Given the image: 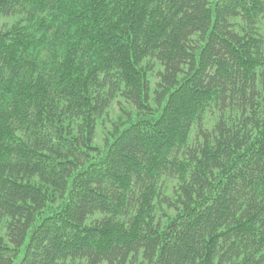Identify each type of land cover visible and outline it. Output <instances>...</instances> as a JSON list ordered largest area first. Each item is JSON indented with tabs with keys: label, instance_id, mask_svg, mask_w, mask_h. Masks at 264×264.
<instances>
[{
	"label": "trees",
	"instance_id": "trees-1",
	"mask_svg": "<svg viewBox=\"0 0 264 264\" xmlns=\"http://www.w3.org/2000/svg\"><path fill=\"white\" fill-rule=\"evenodd\" d=\"M0 17V264H264V0Z\"/></svg>",
	"mask_w": 264,
	"mask_h": 264
},
{
	"label": "rangeland",
	"instance_id": "rangeland-1",
	"mask_svg": "<svg viewBox=\"0 0 264 264\" xmlns=\"http://www.w3.org/2000/svg\"><path fill=\"white\" fill-rule=\"evenodd\" d=\"M13 23H14L13 19L0 17V30L8 28ZM117 114H118V112H117L116 107H112V109H110V111H109V116H110L111 122L104 124L103 128L100 126L97 128L96 136L94 139L95 146H100V147L102 146V143H103V140L105 139V136L108 134V132L111 129L110 124L113 121L112 119L116 118Z\"/></svg>",
	"mask_w": 264,
	"mask_h": 264
}]
</instances>
